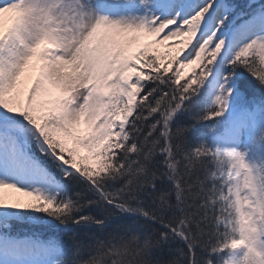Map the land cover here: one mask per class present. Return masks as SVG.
Here are the masks:
<instances>
[{
  "label": "snow or ice",
  "instance_id": "6c2138e0",
  "mask_svg": "<svg viewBox=\"0 0 264 264\" xmlns=\"http://www.w3.org/2000/svg\"><path fill=\"white\" fill-rule=\"evenodd\" d=\"M0 264H264V0H0Z\"/></svg>",
  "mask_w": 264,
  "mask_h": 264
},
{
  "label": "rangeland",
  "instance_id": "374dc122",
  "mask_svg": "<svg viewBox=\"0 0 264 264\" xmlns=\"http://www.w3.org/2000/svg\"><path fill=\"white\" fill-rule=\"evenodd\" d=\"M162 51H163V49H162Z\"/></svg>",
  "mask_w": 264,
  "mask_h": 264
}]
</instances>
